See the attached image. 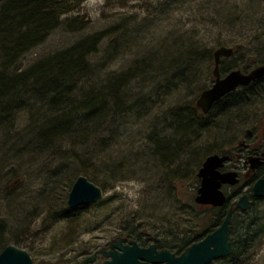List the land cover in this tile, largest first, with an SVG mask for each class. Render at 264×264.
Instances as JSON below:
<instances>
[{
    "label": "rangeland",
    "instance_id": "rangeland-1",
    "mask_svg": "<svg viewBox=\"0 0 264 264\" xmlns=\"http://www.w3.org/2000/svg\"><path fill=\"white\" fill-rule=\"evenodd\" d=\"M73 20L80 22L76 31H70ZM60 21V29L24 56L22 71L79 39L100 36L89 60L95 76L87 83L100 89L108 78L124 76L129 69L144 74L119 90L125 98L115 109L119 116L95 134L89 125L83 143L58 140L51 127L32 131L34 113L29 111L17 112L10 126L1 128L0 251L14 245L26 250L34 264H82L97 254L90 264H103L99 252L117 239L126 241L129 232L143 246L182 245L184 250L223 219L209 226L217 218L215 211L194 202L201 163L209 155L232 151L245 139L246 129L254 130L253 146L264 139V103L257 96L264 81L222 105L230 113L245 103L244 113L218 116L222 109L217 108L214 121L191 135L178 130L179 117L185 118L213 83L215 49L238 48L230 58H222L223 73L228 67L245 70L264 63V0H84ZM184 41L195 45L194 53L206 52L204 57L193 55L189 64ZM40 130L47 132L41 139ZM25 134L29 137L19 143L18 135ZM172 135L179 143L184 138L186 154L179 149L174 163L163 166L153 141ZM51 137L58 141L49 148ZM78 176L94 183L103 196L67 214V197ZM253 210L246 219L242 213L234 216L233 241L241 223L246 226L251 214L264 213V200L256 201ZM177 249L173 253H179ZM234 264H264V234Z\"/></svg>",
    "mask_w": 264,
    "mask_h": 264
},
{
    "label": "trees",
    "instance_id": "trees-1",
    "mask_svg": "<svg viewBox=\"0 0 264 264\" xmlns=\"http://www.w3.org/2000/svg\"><path fill=\"white\" fill-rule=\"evenodd\" d=\"M82 1L84 0H0V130L3 126H10L17 112L29 111L34 113L33 123L29 127L31 130L33 128L37 130L38 127L47 130L51 127L59 134L58 140L66 138L76 145L87 140L89 125L93 124L92 130H95V134L103 124L107 126L110 120H115L119 116L120 113L115 112V109L120 108V103L125 102V98L120 95L121 91L119 90L125 87L131 78L143 75L144 72L129 69L124 76H118L115 79L108 78L109 81L105 87L94 89L91 84L87 83L88 79L95 76L94 67L89 60L91 55L97 52L96 43L100 36L79 39L72 46L35 62L25 71L20 68L24 56L45 42L52 32L60 29L62 26L60 18L72 11ZM79 26L80 22L70 23V31H76V27ZM182 49L184 55H191L188 60L191 65L193 55L204 57V53H206H194L196 48L190 41H186L184 44L182 42ZM141 63L143 64L145 61ZM145 67L148 68V66ZM242 90L244 89H241L240 92ZM117 93L119 94L117 95ZM237 93H233L231 96L227 95L226 97H230L226 99L233 98ZM257 96L262 97V103H264V91H261ZM223 104L217 103L206 115H203L200 109L193 105L189 108L190 111L185 118L179 117L181 128L178 130L182 135H191L195 129L200 131L204 129L205 123L215 118V115L212 116L215 109H222L217 114L220 116L224 113L230 115V113L234 114L242 110L245 112L244 109H247L248 106L245 103H243L245 106H241L242 104L239 102L232 107L236 111L229 113V109H225ZM129 110L130 108L125 112H129ZM91 133L93 134L92 131ZM30 134L28 133V135ZM46 134L47 132L42 131L37 135V138L41 139ZM28 135L25 134L24 137L18 135L19 143H23L29 137ZM174 135L176 136L177 133ZM174 135L153 141L163 166L169 167L174 163L178 157L179 149H182L180 154H186L187 148H182L184 138L179 143ZM58 140L52 139V137L48 139L49 148ZM183 169L185 167L182 164V171H185ZM255 204L254 202L253 207L247 213L239 214L244 215L243 217L246 219L245 215L254 211ZM226 209V206L215 209L217 218L214 221L210 220L211 223L208 225L216 226ZM66 211L67 214L72 212L68 209ZM250 217L252 218L246 226L241 223V233L237 240L233 241L232 239L234 247L232 254L211 264H234L236 260L241 259L248 248H252L256 240L261 238L264 234V213H260L259 216L251 214ZM138 239L135 233L129 232L126 241L123 240V242L136 241L138 243ZM190 242L192 241H189V244ZM178 243L181 244V242ZM179 247L182 248V245ZM158 248L171 252H173L172 249H177L167 246ZM181 248L177 249L179 253L175 254L182 253Z\"/></svg>",
    "mask_w": 264,
    "mask_h": 264
},
{
    "label": "water",
    "instance_id": "water-1",
    "mask_svg": "<svg viewBox=\"0 0 264 264\" xmlns=\"http://www.w3.org/2000/svg\"><path fill=\"white\" fill-rule=\"evenodd\" d=\"M232 49L220 47L213 53L214 68L212 71L215 81L213 85L202 91L196 101L197 106L204 114H207L214 103L225 95L234 92L238 87H245L264 76V64L256 67L248 73L239 70L231 71L225 77L220 78V57H228ZM227 156L211 155L206 158L197 176L200 178V186L197 190L195 202L201 205L222 206L226 197L221 191L223 184L234 185L237 183L236 173H221L218 169L223 167ZM257 163L259 159L255 160ZM252 195L256 198L264 197V178L259 179L252 187ZM103 193L99 187L88 181L84 176H78L73 183L67 197V207L75 209L93 204L101 200ZM237 207L246 210L252 206L246 196L235 203ZM230 210L221 226L208 234L202 241L191 245L186 252L176 256L173 253L162 250L157 251L155 245L147 248L140 247L135 241L124 245L121 240L112 244L110 250L100 253L108 258L104 264H210L212 261L226 258L233 252V244L230 240L231 226ZM95 256L84 259L83 264H90ZM0 264H34L30 254L14 245L6 246L0 252Z\"/></svg>",
    "mask_w": 264,
    "mask_h": 264
},
{
    "label": "flooded vegetation",
    "instance_id": "flooded-vegetation-1",
    "mask_svg": "<svg viewBox=\"0 0 264 264\" xmlns=\"http://www.w3.org/2000/svg\"><path fill=\"white\" fill-rule=\"evenodd\" d=\"M231 56H229V57H221L220 58V63H219L220 77H224L226 74H228L230 71L233 70V69H231V67H228L230 70H228V72H226V73L225 72L223 73L222 72L223 70L221 69V65H222L221 64L222 63L221 60H222V58L226 59V58H230ZM261 64H258V65H261ZM251 66H253V67H250L248 69L241 70V71L242 72H248L249 70L257 67V65L254 66V64H251ZM260 81H264V76L261 79H259L258 81L250 84L246 88H250L251 86L257 84ZM261 91H264V89H261ZM232 94H229V95L231 96ZM230 96H228V97H230ZM228 97L222 98L218 103H225V101L227 100L226 98H228ZM261 99L263 101V98H261ZM215 105H216V103L214 104V106ZM262 115H261V117L263 118V127H262V129H263V132H264V112H263ZM244 136H245V139L240 140L239 143H238V146L235 147L232 151L226 152V153H223V154H218L220 156H227L228 157V159L225 161L223 167H221L219 169V171L221 173L233 172V173L237 174V176H236L237 183L236 184H234V185H223L222 186V191H223V188H226V189L228 188L229 191H233L231 194H226L223 191L225 196H226V202L224 203L223 206L227 207V209L224 211L223 219L225 218L226 214L230 210H232V216L236 215L237 213L239 214V213L247 212V210L243 211L240 208L236 207V205H235V203L238 200H240V198H242L243 196H246L248 201L252 202V206L254 205V202L256 203V201L264 199V197L263 198H256V197H253V195H252V187H253V185L259 179L264 178V139L261 140V144H258L257 146H253L252 142H251L252 141L251 138L253 137L252 138L253 140L255 138L254 130L246 129L245 133H244ZM206 158H205V160H206ZM256 159H259L258 163L255 161ZM204 161L201 163L199 169L202 167ZM197 173H198V171H197ZM196 177H197L198 186H199L200 185V179L198 178L197 174H196ZM242 182H243V184H242ZM233 188H236V189L232 190ZM205 207L211 208L213 211L215 209H217V208H221V207H212V206H209V205H206ZM222 221L223 220H221L220 224L222 223ZM211 232H213V231H211ZM211 232H209V234ZM201 240L202 239L193 240L184 250H182V253L186 252V250H187V248L189 246H191L192 244L198 243ZM114 243H116V240L114 241ZM114 243H111L110 245H112ZM123 244H128V243L123 242ZM150 245H152V244H149L148 246H150ZM140 246L141 247H148V246H142V245H140ZM157 248H158V246H157ZM108 249H110V246H109Z\"/></svg>",
    "mask_w": 264,
    "mask_h": 264
},
{
    "label": "bare ground",
    "instance_id": "bare-ground-1",
    "mask_svg": "<svg viewBox=\"0 0 264 264\" xmlns=\"http://www.w3.org/2000/svg\"><path fill=\"white\" fill-rule=\"evenodd\" d=\"M234 70H236V69H234ZM73 210H75V209H73Z\"/></svg>",
    "mask_w": 264,
    "mask_h": 264
}]
</instances>
